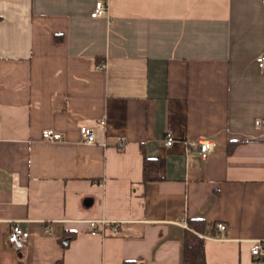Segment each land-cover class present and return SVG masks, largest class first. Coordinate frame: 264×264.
I'll return each mask as SVG.
<instances>
[{
    "label": "crops",
    "instance_id": "0c3cea01",
    "mask_svg": "<svg viewBox=\"0 0 264 264\" xmlns=\"http://www.w3.org/2000/svg\"><path fill=\"white\" fill-rule=\"evenodd\" d=\"M0 17V264H184L196 220L206 264L262 262L264 0H0Z\"/></svg>",
    "mask_w": 264,
    "mask_h": 264
},
{
    "label": "built area",
    "instance_id": "2783aa9c",
    "mask_svg": "<svg viewBox=\"0 0 264 264\" xmlns=\"http://www.w3.org/2000/svg\"><path fill=\"white\" fill-rule=\"evenodd\" d=\"M108 8L109 6L107 2L98 1L96 3L94 12L91 14V16L92 17L104 16ZM257 64L259 69L264 70V55L257 58ZM105 67L106 66L103 65V68ZM99 124L105 125L106 121L101 120ZM256 124L258 126L264 127V119L257 120ZM80 132L82 136V141L85 144L92 145L97 143L96 129L94 127L82 126ZM42 136L44 140L49 142H57L62 139V135L58 132H55L52 129L45 130ZM173 143H174V138L172 137L171 133H168L167 145L171 146ZM125 144H126V139L124 137L120 138L118 142L119 148H123ZM198 144H199V155L201 156L202 159H207L211 154V152H213L215 149V143L209 139H199ZM102 223L105 224L106 221L103 220ZM90 227L92 229L93 234L97 233L96 230L97 221H91ZM218 229L223 232L227 229V226L225 224H218ZM7 239L15 250L21 251L25 248L26 243L28 242L29 232L26 229H24L20 224L16 223L13 225ZM251 253L253 256L257 258V260L262 261L259 264H264V238L253 241V245L251 247Z\"/></svg>",
    "mask_w": 264,
    "mask_h": 264
},
{
    "label": "trees",
    "instance_id": "16d2710c",
    "mask_svg": "<svg viewBox=\"0 0 264 264\" xmlns=\"http://www.w3.org/2000/svg\"><path fill=\"white\" fill-rule=\"evenodd\" d=\"M1 19V17H0ZM157 161L145 158V180H155L158 178L156 172ZM184 241V264H206L204 225L200 220L192 221ZM124 264H137L135 261H126Z\"/></svg>",
    "mask_w": 264,
    "mask_h": 264
}]
</instances>
